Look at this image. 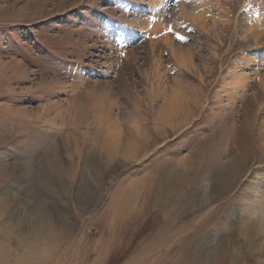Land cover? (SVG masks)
I'll return each mask as SVG.
<instances>
[{"label":"rangeland","instance_id":"374dc122","mask_svg":"<svg viewBox=\"0 0 264 264\" xmlns=\"http://www.w3.org/2000/svg\"><path fill=\"white\" fill-rule=\"evenodd\" d=\"M151 1L0 0V264H264V0Z\"/></svg>","mask_w":264,"mask_h":264},{"label":"bare ground","instance_id":"6f19581e","mask_svg":"<svg viewBox=\"0 0 264 264\" xmlns=\"http://www.w3.org/2000/svg\"><path fill=\"white\" fill-rule=\"evenodd\" d=\"M148 1V0H147ZM180 4H181V2H180ZM205 4V3H204ZM147 5V7L149 8V16L147 17L148 18V20H149V22H142L143 23V25L144 26H148L147 28H153L154 27V25H156L157 24V22H156V20H155V17L157 16V14H156V9H157V1H151L150 3H148V4H146ZM200 6H201V4H200ZM135 10V9H134ZM184 11V10H183ZM200 12V11H199ZM185 13H186V11H185ZM191 13V12H190ZM202 13V12H201ZM263 13V12H262ZM181 14V13H180ZM187 14V13H186ZM193 14V13H192ZM263 17H264V15H262ZM259 17H260V15L256 18V20H255V22L257 23V27L258 28H262V25L264 24V19H259ZM193 18H195V17H193ZM157 19V18H156ZM166 27V26H165ZM176 27V26H175ZM178 35V34H177ZM152 36H154V35H152ZM180 48H182V47H180ZM179 51H181V49L180 50H178L177 51V53L179 52ZM185 52V51H184ZM187 53H189V51L187 52ZM178 57V58H177ZM176 58L179 60V63H181L182 65H184V67L185 66H189V65H191L192 64V59H191V55L189 56V54H188V56H186V54H184L183 52H180V53H178V56H177ZM176 59V60H177ZM177 60V61H178ZM180 64V65H181ZM237 74V73H236ZM243 74V73H242ZM245 74V73H244ZM244 74H243V76L242 75H235V77H237L238 79H240V80H245L243 77H244ZM246 75V74H245ZM239 83V82H238ZM161 88V87H160ZM168 89V88H167ZM163 91H164V89H163ZM170 91H172V89L170 90ZM173 94V93H172ZM168 95H170L171 97H169V96H166V100L167 99H171L172 98V95L171 94H168ZM175 95H176V93H175ZM152 96V95H151ZM177 96V95H176ZM174 98H175V100L177 99V97H175L174 96ZM108 103V102H107ZM164 103V102H163ZM164 107H162V109H163ZM166 108V107H165ZM167 108H170V106L169 107H167ZM100 111V110H99ZM160 111V110H159ZM165 111H167V110H165ZM170 111H171V109H170ZM169 111V112H170ZM162 112V111H161ZM160 114V113H159ZM116 122V121H115ZM109 129V128H108ZM106 130V132L107 131H109V130ZM112 129V131H114L113 130V128H111ZM110 129V130H111ZM115 132V131H114ZM115 144V143H114ZM128 154V153H127ZM117 169V168H116ZM166 179V178H165ZM172 184V183H171ZM214 184V183H213ZM216 185V184H215ZM167 202V201H166ZM232 219V218H231ZM40 231V230H39ZM239 231V230H238ZM36 232V231H35ZM34 232V233H35ZM38 232L35 234V236L36 237H34L35 239H37V238H39V237H37L38 235ZM242 237V236H241ZM212 246V245H211ZM214 249V248H213ZM216 250V249H215Z\"/></svg>","mask_w":264,"mask_h":264},{"label":"snow or ice","instance_id":"6c2138e0","mask_svg":"<svg viewBox=\"0 0 264 264\" xmlns=\"http://www.w3.org/2000/svg\"><path fill=\"white\" fill-rule=\"evenodd\" d=\"M178 38L181 40L185 39V37H183V36H178ZM121 54L123 55V53H121Z\"/></svg>","mask_w":264,"mask_h":264},{"label":"crops","instance_id":"0c3cea01","mask_svg":"<svg viewBox=\"0 0 264 264\" xmlns=\"http://www.w3.org/2000/svg\"><path fill=\"white\" fill-rule=\"evenodd\" d=\"M175 71V70H174ZM183 71V70H182ZM183 73H184V71H183Z\"/></svg>","mask_w":264,"mask_h":264}]
</instances>
